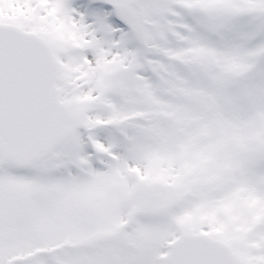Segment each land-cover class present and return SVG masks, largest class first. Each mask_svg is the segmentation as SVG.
<instances>
[{
	"label": "snow or ice",
	"instance_id": "1",
	"mask_svg": "<svg viewBox=\"0 0 264 264\" xmlns=\"http://www.w3.org/2000/svg\"><path fill=\"white\" fill-rule=\"evenodd\" d=\"M0 264H264V0H0Z\"/></svg>",
	"mask_w": 264,
	"mask_h": 264
}]
</instances>
